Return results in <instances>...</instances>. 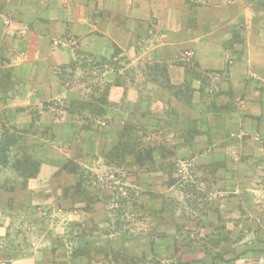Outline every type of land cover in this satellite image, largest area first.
Returning <instances> with one entry per match:
<instances>
[{
  "label": "crops",
  "instance_id": "1",
  "mask_svg": "<svg viewBox=\"0 0 264 264\" xmlns=\"http://www.w3.org/2000/svg\"><path fill=\"white\" fill-rule=\"evenodd\" d=\"M197 12L194 29L189 19ZM148 58L160 63L158 79L168 77L171 87L152 88ZM120 59L122 66L114 67ZM196 64L207 81L202 89L195 88ZM58 65H63V80ZM216 79L223 83L213 102L210 82ZM164 108L171 110L170 117ZM200 114L204 135L180 137L181 119L193 129ZM167 120L170 137L157 143L173 147L166 159H192L207 168L216 194H234L230 207L238 208L245 193L260 187L264 0H0V129L11 123L45 130L38 137L43 148L35 177L25 181L0 165V264H87L83 239L92 241V256L122 250L117 241L123 234L111 225L119 195L125 196L132 179L134 201L145 214L163 212L169 193L180 201L181 182L174 180L175 170L165 171L162 154H156L151 170L114 168L106 157L126 126H134L135 135L148 144L154 123L162 130ZM111 171L121 181H109ZM213 201L219 209L227 206L220 195ZM250 202L245 200L247 206ZM126 204L129 200L122 207ZM37 211L58 218L68 244L20 246L29 242L22 231ZM254 223L260 228L259 219L247 225ZM91 226L96 234L87 232ZM238 235L243 238L240 230ZM148 250L147 243L140 244L142 253ZM262 250L256 236L249 237L229 264H264Z\"/></svg>",
  "mask_w": 264,
  "mask_h": 264
},
{
  "label": "rangeland",
  "instance_id": "2",
  "mask_svg": "<svg viewBox=\"0 0 264 264\" xmlns=\"http://www.w3.org/2000/svg\"><path fill=\"white\" fill-rule=\"evenodd\" d=\"M225 1L228 3L235 0ZM225 1L216 0L218 4ZM252 1L258 4L262 2V0ZM193 3L196 4L197 2ZM198 18V12L197 14L194 13L191 15L189 19L190 27L194 29L198 27ZM201 18H203V16H201ZM198 31L199 30H197V32ZM57 43L59 42L57 41ZM230 51L233 52V50ZM230 51L227 50L229 53ZM150 55L151 53L149 52L148 56ZM123 59L117 61L114 67H121ZM147 66L151 76L150 83L154 85L152 88L157 86L158 83H164L167 87L172 86L168 77H164L161 80L158 79V73H161L160 63L156 62L153 58H148ZM198 68L196 64L195 70L193 71V78H195V88L202 89L203 84L207 83V81L204 80V75ZM55 69L56 73H58L63 80V65H58ZM221 83H223V81L217 79L216 81L212 80L210 82L213 91V102L215 99H219V94H217L219 91L217 90H219ZM137 85H139V82H137ZM149 99L155 100L156 97L153 96ZM213 104V107H211L215 109V103ZM161 111L167 114L168 117L171 116L170 109L164 108L161 109ZM196 115H198V113ZM213 116L218 115L216 114ZM9 117L10 115L5 113V120H8ZM196 118L198 119L194 123L195 127L191 129L190 125L188 133L193 132L195 137H199L203 134L202 126L199 125V121L203 122L202 114H200V117L196 116ZM182 121L181 119L178 132L180 137L185 136V132H187L185 122ZM171 126L172 123L167 120L162 130H158L154 123L153 128L149 130L150 138L149 142H147L149 147L157 148V143L160 142V144H162L163 141L169 139ZM7 129L8 136L13 135L15 138H19L17 145L9 148L10 157L12 159L10 161L12 162L10 163V167L15 165L14 161L18 155L21 156V154L27 153L37 156L40 155L43 143L38 140V137L44 134V129H23L11 123ZM4 132L5 128L0 129V141L5 139L3 137ZM30 135L34 136L36 139L29 138ZM174 135H176V131H174ZM128 139L131 140V138ZM169 147L170 146L163 151V153L167 152V158L169 157L168 152H171V148ZM127 160L126 162H130V157H128ZM163 164L165 171H167L169 175L175 170L173 178L181 182L180 187L181 191H184V195L180 193V201L175 198L171 199V193H169L164 197L163 212L159 211L157 214L155 211L148 210L147 214H145L144 211L140 209V204L134 201L138 196L136 188L137 183L132 179V183L128 186V190L125 194L130 205L126 204L125 208L122 210L123 214L117 215V219H115L114 223L111 225V230L117 234L118 232L123 234L121 237L122 240L117 242H121L124 248L122 250L120 249L121 251H113L112 256L99 257L93 255L88 264H122L127 260L124 257L125 255L131 260L135 258L134 261H136L137 264H182L187 262H192L191 264H229L230 261L237 257L238 251L244 246L247 238L253 236H256V239L260 241L264 249V176H260L258 180L260 187L255 189V191L249 190V192L245 193L244 197H242L243 200L240 201L242 205L235 208L229 206L232 200L235 199L234 194H216L213 178L205 174V169L207 168H204L196 161L192 159H183L175 163L172 162L171 159H167ZM129 167L131 169L135 168V166L131 165ZM107 177L109 181H121L122 178L121 176L118 177V174L113 171H111ZM248 179L253 181L256 178H253L250 173ZM170 182L171 180L169 179V185ZM219 195L221 198L225 197L227 200V206L222 209L213 205L215 201L211 202L217 199ZM247 199L251 200L249 206L245 203ZM120 208L121 207L116 208L115 212L119 211ZM33 215L31 219L33 224L24 226L22 231L23 235L26 236L25 238L29 239V242H20V246L39 248L41 245V247H58L60 244H68L64 237L61 238L67 229L59 225L57 217L53 216L48 219L41 213L39 214V211L34 212ZM160 217L163 218L162 222L159 220ZM252 218L261 221L260 228L255 223L253 225H247V222ZM240 220H243V227ZM254 228L257 229L254 230ZM239 230L243 232V238L239 237ZM89 231H91L92 234H96L98 229H96L95 226H91L87 228V232ZM156 240H160L159 247L152 250L150 248V242H155ZM141 243H147L149 248L147 254L140 251ZM133 245L134 251L131 250ZM94 251L97 254L103 253L102 250L97 251L94 249ZM188 252H194V256H188ZM261 252L264 253V250Z\"/></svg>",
  "mask_w": 264,
  "mask_h": 264
},
{
  "label": "trees",
  "instance_id": "3",
  "mask_svg": "<svg viewBox=\"0 0 264 264\" xmlns=\"http://www.w3.org/2000/svg\"><path fill=\"white\" fill-rule=\"evenodd\" d=\"M81 55L82 54L78 52V56L80 57ZM134 129L135 128L132 125L126 126V128L124 129V131L120 136V140L117 143V145L114 148H112L106 155V157L109 159V163H111V166H113L114 168L128 169L129 166L131 165V166L146 168L148 170H151L154 168V164L156 162V157H157L156 154H162L164 160H167L166 159L167 152L163 153V151L166 150L168 146L162 145V146H158L157 149L154 147L151 148L149 147L148 144L141 142L139 140L137 135H135ZM186 131L187 132H185L186 134L184 137L189 136L191 138L194 136L192 132L188 133V130ZM8 135H9L8 129H5V132L3 133V137L5 139L0 141V165L3 167H9L11 169H14L21 177L24 178L25 181H27L32 177H35L40 167L39 156L35 154L27 153V154H21V156L18 155L16 160L14 161L15 165L13 167L12 166L10 167V163H12L10 161L12 159L10 157L9 148L16 146L19 138L17 137L15 138L13 135L11 136ZM128 138H131V140ZM169 148H171V152L170 153L168 152V156L171 157L174 151H173V147H169ZM128 157H130V162H126L128 161L127 160ZM163 162L162 165H164ZM119 196L120 197L118 199V203H119V207L121 208L119 209V211L116 212V214L122 215L123 203L124 202L126 203V201H128V198L127 196H123L122 194ZM83 240L84 241L81 243L82 245L81 247L84 251L83 253H85V255L87 256L88 261H90V258L92 257L91 251L93 249L91 245V241L86 239ZM150 248L152 250H155L156 242H150ZM131 250L134 251V245L131 247ZM110 254L112 255L113 253L110 252ZM124 257L127 260H125V262H123L122 264L124 263L137 264V262L134 261L135 258L131 260L129 257H126V255ZM182 264H188V262Z\"/></svg>",
  "mask_w": 264,
  "mask_h": 264
}]
</instances>
